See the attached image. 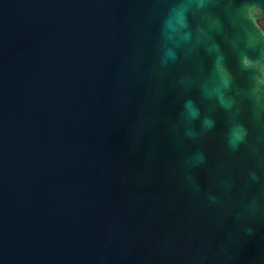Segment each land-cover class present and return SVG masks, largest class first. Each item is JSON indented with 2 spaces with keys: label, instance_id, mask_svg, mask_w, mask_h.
<instances>
[{
  "label": "water",
  "instance_id": "water-1",
  "mask_svg": "<svg viewBox=\"0 0 264 264\" xmlns=\"http://www.w3.org/2000/svg\"><path fill=\"white\" fill-rule=\"evenodd\" d=\"M179 2L0 0V264H264V211L251 237L235 220L261 191L257 161L227 148V116L201 93L213 57L182 45L160 66L161 21ZM187 99L216 121L196 142ZM239 107L255 142L264 128ZM198 150L193 195L183 160ZM227 175L232 191L210 206Z\"/></svg>",
  "mask_w": 264,
  "mask_h": 264
},
{
  "label": "clouds",
  "instance_id": "clouds-1",
  "mask_svg": "<svg viewBox=\"0 0 264 264\" xmlns=\"http://www.w3.org/2000/svg\"><path fill=\"white\" fill-rule=\"evenodd\" d=\"M189 16L200 21L195 31L189 23ZM260 18H264V0H180L169 7L159 30L164 48L161 67L176 61L175 50L182 45L203 46L213 57L211 75L201 87L202 96L214 99L227 116L224 135L227 148L236 152L244 146L257 161L256 167L248 172V181L261 191L242 202L235 216L241 234L246 237L255 233L251 219L264 211V153L261 151L264 135L252 142L251 129L240 119L239 107L241 102H246L250 120L259 128H264V31L255 24ZM214 34L222 35L224 49L215 41ZM229 54L235 59L238 75L244 79L243 87L237 85V77L229 67ZM180 119L184 122L183 137L193 142L216 127L215 119L202 115L192 99L184 101ZM196 121H199V129L194 127ZM173 129L175 131L176 126ZM205 162V153L200 150L183 160L185 187L193 195H198L201 189L191 170L203 166ZM219 185L220 194H207L210 206H222L223 195L230 193L234 186L231 175L219 180Z\"/></svg>",
  "mask_w": 264,
  "mask_h": 264
},
{
  "label": "trees",
  "instance_id": "trees-1",
  "mask_svg": "<svg viewBox=\"0 0 264 264\" xmlns=\"http://www.w3.org/2000/svg\"><path fill=\"white\" fill-rule=\"evenodd\" d=\"M259 23L262 26V28L264 29V20H260Z\"/></svg>",
  "mask_w": 264,
  "mask_h": 264
},
{
  "label": "flooded vegetation",
  "instance_id": "flooded-vegetation-1",
  "mask_svg": "<svg viewBox=\"0 0 264 264\" xmlns=\"http://www.w3.org/2000/svg\"><path fill=\"white\" fill-rule=\"evenodd\" d=\"M260 24V23H259ZM261 26V25H260ZM262 27V26H261Z\"/></svg>",
  "mask_w": 264,
  "mask_h": 264
}]
</instances>
